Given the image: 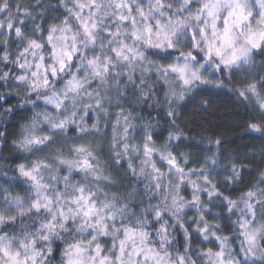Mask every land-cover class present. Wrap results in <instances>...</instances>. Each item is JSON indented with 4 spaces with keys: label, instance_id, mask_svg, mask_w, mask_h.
I'll return each instance as SVG.
<instances>
[{
    "label": "clouds",
    "instance_id": "9594fccd",
    "mask_svg": "<svg viewBox=\"0 0 264 264\" xmlns=\"http://www.w3.org/2000/svg\"><path fill=\"white\" fill-rule=\"evenodd\" d=\"M129 2L134 8L142 6L147 11V2ZM201 2L165 0L164 15L157 12L145 19L135 12L136 23L133 25L131 19L121 22L115 17L109 2L97 0L100 9L96 15L99 18L95 20L93 38L89 39L81 28V16L78 19L74 15L80 12L76 0H60V6L68 12L67 17L60 19V25L67 29L70 40L64 47L72 54L70 60L63 58V69L56 58L55 75L49 65L47 75L41 73L33 77L34 72L29 74L30 62L23 68L28 71L14 73L7 78L0 75V82H4L0 88V117L4 118V127L0 128V170L7 168L12 158L20 159L14 170L22 181V186L14 192L7 187L0 189V204L7 201L14 207L20 205L9 214L11 223L8 220L0 223V231L10 233L15 229L19 233L23 229L29 238L34 237L36 243H42L40 264H45V260L49 264H63L65 247L76 241H83L87 246L93 234L105 255L112 257L111 264H118L115 257L122 239L120 233L124 226L135 224L137 220L141 221L143 229L151 230L149 235L155 234L151 243L155 250L167 256V264H179V256L185 258V264H208L201 253L213 248L212 241L218 246L223 242L236 264H249L251 258L246 260L241 251L247 245L239 227L240 219L248 212L243 203V207L239 205L242 197L247 199V192H256L257 197L253 199L260 202L254 204L255 224H264V196L261 195L264 193V145L232 149L225 161L221 158L220 149L226 141L217 135L214 140L216 150L209 153L206 149L208 140L202 138L203 133H198L191 126L182 127L184 117L180 105L186 99L183 93L175 98L177 102L172 107L168 106L172 104V97H168V104H164L162 109L157 104V109L161 110L153 112V99L145 111L144 101L149 99L154 86L155 91L168 96L163 85L171 81L172 72L165 74L164 69L170 64L184 63V56L189 52L196 57L190 62L196 65L194 71L200 75L206 65L210 70H218L214 60L205 59L206 50L201 44L193 47L192 34L196 32L197 40H200L198 28L203 27L195 19ZM17 3L22 4L24 0H17ZM168 5H171L174 17L183 16L188 21L187 35L174 40L172 48L166 42L160 44L155 36L157 20L161 24L168 21ZM255 6L260 13L256 17L257 22L264 8L258 0H255ZM0 12L15 17L13 0H0ZM25 14H28L26 9ZM65 18L67 25H63ZM146 24L153 28L152 44L145 39H137L133 34L137 29L143 30ZM21 39L27 43L31 38L23 33ZM0 43H5V40H0ZM36 55L39 56V52ZM256 56L259 70L264 72V52H256ZM244 64L253 70L251 63ZM98 66L99 73L96 71ZM234 67L241 69L242 65ZM232 69L230 66L225 71L231 72ZM0 72L4 70L0 68ZM17 75L24 78L17 81L14 79ZM45 78L48 81L46 85L43 83ZM34 79L38 80L35 88L32 87ZM6 95H14L16 100L5 103ZM14 110L18 111L14 113ZM148 113H152V123L148 122ZM14 114L18 118L9 135L7 122ZM141 128L144 132H140ZM247 131L264 137V121L249 122ZM148 135L151 140L147 139ZM146 143L152 149L150 154L145 153ZM172 159L175 166L169 163ZM21 164L25 168L39 166L38 173L51 200L50 210L36 212L32 209L37 192L33 191L30 181L20 176L18 166ZM193 174L195 181L186 183L181 180V177ZM80 190L91 195L97 208L110 209L102 212L111 217L105 220L109 225L107 236L85 226L79 215L74 216L69 211L70 208L75 210L73 200L79 196ZM185 191L188 194H182ZM225 197L237 201V207L229 211ZM60 209L71 221L70 225L68 222L64 224L60 218ZM48 213L51 218L56 217L58 228L55 234L47 233L44 228L46 223L42 220ZM34 220L41 223L35 232L30 233L27 229ZM205 226L208 231L202 233L200 229ZM42 232L49 235L47 243H43ZM60 232L71 235L65 239ZM213 233L220 240H216ZM53 238L60 240L62 245L59 258L54 255ZM257 243L259 249L252 264H259L264 258V233Z\"/></svg>",
    "mask_w": 264,
    "mask_h": 264
},
{
    "label": "snow or ice",
    "instance_id": "6c2138e0",
    "mask_svg": "<svg viewBox=\"0 0 264 264\" xmlns=\"http://www.w3.org/2000/svg\"><path fill=\"white\" fill-rule=\"evenodd\" d=\"M260 6L264 8V0H258ZM148 8L140 6L133 8L132 3L129 0H109L110 7H114L117 10L126 9L129 15H124L123 12H118L117 18L121 21H127L131 19L133 25L136 23L135 16L131 14L133 11L138 13L141 17L148 19V17L155 15L157 12L162 16L165 14V0H147ZM76 7L81 11L74 13L79 19L83 9L95 8L96 12L90 14L89 17L81 21V28L89 39L93 38V30L96 28L94 17L100 9V5L97 0H76ZM246 4L242 0H202L200 7L196 10L195 19L203 24V27L198 28L200 40H197V33L192 34L193 47H199L201 41L204 42L207 48L205 59H211L213 55L220 59V64L225 68L238 65L240 61L244 63H251L254 59L253 54L256 52H264V13H262L257 20L258 27L253 29L251 27L252 12L246 11ZM171 5L167 6L168 21L165 24H161L157 20L158 30L155 32V36L160 44L167 43L169 48L174 47V40H178L181 35H187L188 21L183 16L174 17L170 11ZM222 9L227 10V15L222 17ZM19 10V8H18ZM68 11H72L68 9ZM223 18V27L220 28L217 21ZM92 20L91 27L86 22ZM245 22L248 23V27L245 28ZM68 20L65 18L63 25H67ZM4 26L0 24V28ZM8 33L11 35L13 32L17 38L23 37L21 28L14 27L11 23L8 24ZM211 29V35L209 36L208 30ZM57 26L52 25L49 29L48 41L51 42L53 34L57 32ZM61 37L58 39H67L65 33L67 29L60 27ZM137 39H145L149 44H152L153 40V28L151 24H146L143 30L137 29L133 33ZM242 41V42H241ZM7 41L5 40V44ZM159 46V44L157 45ZM55 45L53 48L55 49ZM41 48L40 43L34 39L27 41L26 46L18 54L16 61H14L19 68L23 69L25 64L20 63L19 57L25 56L30 50L33 56H36L38 49ZM229 49L231 53H228ZM57 58V62L60 68L64 67V57L71 59V52L64 51L62 56L57 51L54 53ZM196 57L192 52H189L184 56V63L170 64L164 69V73L169 71L178 74V78L183 82L185 86L190 85L193 81H199L200 83H208L202 76L194 71L193 64L190 61H194ZM0 60L4 63L9 62V54L5 51L0 55ZM41 64L38 67H43V56H40ZM220 65H217L219 70ZM55 68H52V73L55 75ZM99 73V66L96 69ZM3 76L10 77V71H4ZM33 77H37V73H32ZM22 76H15V80L23 79ZM6 82V81H5ZM43 83H48L47 78ZM38 86V80L34 79L32 87ZM247 92L256 94V85L250 84L247 88ZM240 95L245 97V92L241 91ZM53 102H55L53 100ZM59 106V105H57ZM260 107L264 109V103L260 104ZM255 127V125H253ZM147 139L151 140L152 137L148 135ZM145 153L150 154L152 149L146 143L144 145ZM170 164L175 166V160L169 161ZM20 176L26 178L31 182L32 186L36 189L37 198L32 201L31 207L36 212H39L42 208L49 209L51 203L50 198L41 191V189L47 186L40 182L38 178L39 166L32 168H25L24 165L18 166ZM7 191V190H5ZM264 196V193H261ZM247 199L241 198L240 203H243L247 209L248 215L244 216L239 221V227L244 237V242L247 247L242 248L241 251L246 260H249V264H252L256 260V253L259 249L257 243L261 233H264V224H255V207L254 204H258L259 199H253L257 197V193L249 191L245 194ZM44 203H41V201ZM229 205V211L237 207V201L230 200L225 197ZM7 202V201H6ZM22 203V202H21ZM73 203L76 205L75 210L71 208L70 212L73 215H79L85 226H90L94 231L98 230L102 236H107L109 232V225L105 223L106 219H110V216L102 214V212L110 211L109 208L104 210L97 208L96 204L92 202L91 195L86 194L83 190H80L79 196L74 198ZM13 206L12 204H9ZM17 204L15 207H19ZM159 216V213H157ZM9 214H0V223H4L8 220ZM60 218L67 224L68 217L65 215L63 209H60ZM11 223V220H8ZM63 227V225H60ZM44 228L49 234H55L58 228L56 223V217L53 216L51 220L44 225ZM161 231H165L163 226ZM202 233H207V227L200 229ZM216 240H220V237L213 233ZM166 238V237H165ZM208 237L205 236V239ZM42 240L48 242L49 235L43 234ZM97 236L93 234L91 240L88 241L87 246H84L83 241H76L68 244L63 252V264H111L112 257L105 255L103 248L99 243H96ZM148 233L141 226V221L137 220L135 224H130L123 227V238L119 240V251L116 254V260L118 264H167L168 258L162 255L159 251L150 247L147 243ZM115 247V245H113ZM51 249L49 248V252ZM206 259L208 264H236V260L233 258L231 252L226 251L225 245L221 242L218 248H208L201 253ZM43 256V250L37 247L35 238H29V234L25 233L22 237L17 236L15 233H7L0 231V264H40V258ZM125 257H128L125 260ZM46 262V260H45ZM179 264H185V258L179 256ZM259 264H264V258H262Z\"/></svg>",
    "mask_w": 264,
    "mask_h": 264
},
{
    "label": "trees",
    "instance_id": "16d2710c",
    "mask_svg": "<svg viewBox=\"0 0 264 264\" xmlns=\"http://www.w3.org/2000/svg\"><path fill=\"white\" fill-rule=\"evenodd\" d=\"M109 2V0H106ZM141 3H146L147 0H140ZM13 8L16 10V16L10 17L6 12H0V24L4 27L0 28V40H6L7 43H0V55L3 52L9 54V62L4 63L0 60V68L4 71H10V77L13 74H20L21 72L28 71V69H21L14 62L16 61L18 54L26 46L25 40L17 38L14 32L9 35L8 33V24L11 23L14 27L21 28L25 36L36 40L42 45L38 50L39 56H33L31 51L25 54V56L19 57V61L22 64L31 63V67L37 66L40 56H43V74L47 75L49 71V65L56 67L54 63V50L53 44L57 39V35H60L59 31L60 19L62 17H67L68 12L60 6V0H24V3L18 4L17 0H13ZM19 8V10H18ZM134 8V7H133ZM25 9L27 15L25 14ZM135 9V8H134ZM79 11H81L79 9ZM110 11L117 16L118 12H123L124 15H129L126 9L117 10L114 7H110ZM96 12L95 8H85L81 13V21H84L85 18L89 17L91 13ZM135 11L131 14L134 15ZM99 17L96 15L94 20H97ZM121 21V20H120ZM89 26L93 23L92 20L86 21ZM123 22V21H121ZM81 23V22H80ZM57 26V32L53 34V39L51 42L48 41V34L50 26ZM37 26L39 31L37 30ZM94 31V30H93ZM68 41L66 39V44L70 43L67 32L65 33ZM64 50H67L63 47ZM254 59L251 62V67L253 70H249V65H242L241 69H232L231 72L225 71L224 66H220L219 70H209L207 69L204 73V80L206 81H215L216 83H198L199 85H194L186 92H177L174 94V89L170 81L163 85L164 91L168 93L166 97L164 93L155 91V86L153 87V92L149 93V99L144 101L145 111L150 104V101L155 100L154 104H151L153 112L160 111L163 108L164 104H168V97H172V104L168 105L172 107L176 105V97L181 93L184 94L185 100L180 105L181 114L184 117V124L182 127L191 126L193 130L198 131V133H203L204 137L207 138L208 143L206 144V149L209 153H212L216 150V145L214 140L217 135H221L222 138L226 141L223 148L220 149L221 158L223 160L229 159L228 152L232 149L239 150L241 148H246V146L260 147L264 145V137H260L256 134L250 133L247 131V124L253 121H264V109L260 107L261 103H264V72L259 70L258 58L256 53L253 54ZM31 72V71H30ZM29 72V73H30ZM2 75V72H0ZM223 83H219V82ZM4 82H0V88L3 87ZM9 87L12 85V81L9 82ZM219 84V86H217ZM250 84L256 85V100H251L247 96V88ZM245 92V97L240 95V92ZM16 100L14 95H6L5 103H12ZM160 104L161 109H157L156 105ZM207 104V107H205ZM18 110H14L16 113ZM7 115V113H6ZM152 113H148V122L152 123L150 117ZM227 119H223V117ZM17 115H13L12 120L7 122L8 133L11 134L12 130L15 128V120ZM4 127V118L0 117V128ZM140 132H144V129L141 128ZM140 133H138L139 135ZM143 139V136L140 137ZM23 159V158H21ZM20 162V159L12 158L11 163L7 168L0 170V189L7 187L9 191H15L16 189L22 186V181L17 177L15 172V165ZM7 164L8 161H5ZM150 171V170H149ZM7 173V175H5ZM16 177V179H13ZM182 181L190 183L195 181V175H190L188 177H181ZM198 183V181H197ZM33 191L35 188L32 186ZM171 185H168L170 188ZM194 187V185H193ZM162 191L164 189H161ZM48 194V191H46ZM46 194V195H47ZM182 194H188L187 191ZM33 199H36L34 196ZM15 211L14 206H10L6 201L3 204H0V212L3 214H12ZM43 208L41 212H43ZM141 219H143L141 217ZM51 220V214H45L42 222L48 223ZM57 222V221H56ZM41 221L34 220L31 223V227L27 229L28 232H35V230L40 226ZM195 221H193V224ZM71 224V221H68V225ZM202 226V225H201ZM191 228V225H188ZM145 230V229H144ZM148 233L147 243L150 247H153L151 240L155 239V234L152 233L149 235L151 230H145ZM25 230L21 229L19 233H16V230L13 229L10 233H15L17 236H23ZM43 235V232L41 233ZM60 235L68 238L71 233L65 234L60 232ZM120 236L123 238V231L120 233ZM34 238V237H33ZM47 243V242H43ZM157 241V245H158ZM53 244L56 251L54 255L59 258L60 249L62 247L60 240L53 238ZM38 248H42V243H37ZM213 249L218 248V245L215 244V241H212ZM237 251L239 248L237 247ZM227 251V250H226ZM193 258L196 259L195 254L193 253ZM51 259V258H50ZM202 259L207 260L205 257ZM45 264H49V261H46ZM258 264V262H257Z\"/></svg>",
    "mask_w": 264,
    "mask_h": 264
},
{
    "label": "rangeland",
    "instance_id": "374dc122",
    "mask_svg": "<svg viewBox=\"0 0 264 264\" xmlns=\"http://www.w3.org/2000/svg\"><path fill=\"white\" fill-rule=\"evenodd\" d=\"M242 2L245 3L246 6H247V7H246V11H251V12H252V17H251V27H252L253 29H256V28L258 27L257 22H256V17H258L260 13H259V8L255 6V0H242ZM127 15H128V14H127ZM224 15H227V10L222 9V17H223ZM116 17H117V16H116ZM135 19H136V16H135ZM127 21H128V20H127ZM123 22H124V21H123ZM131 22H132V21H131ZM217 23H218L219 27L222 28V27H223V18H221L220 20H218ZM244 27H245V28L248 27V23H247V22H245ZM208 32H209V36H210V35H211V29H209ZM61 35H62V34L57 35V37L55 38V39H57V41H55L54 43H52V45L55 44V46H56L55 49L53 48L54 53L58 51V52L61 54V56H62L63 52L66 51V50L63 49V47H64V45H66L67 42H66V39H58V37H61ZM65 35H66V34H65ZM67 41H68V38H67ZM241 42H242V41H241ZM201 47H204L205 50L207 51V48L205 47L203 41H201ZM230 53H231V50L229 49V51H228V53H226V55H228V54H230ZM53 59H54V60L56 59V56H55V55H54V58H53ZM211 59L214 60V61L216 62V65L224 66V65L220 64V59H219L218 57H216L215 55H213ZM54 60H53V61H54ZM42 63H43V62H42ZM39 64H41V60H39L37 66L31 67V72H36V73H37V76H39V75H40L41 73H43V71H44V69H43L44 66H43V67H38ZM180 64H182V63H180ZM239 64H240V65H244V62H243V61H240ZM56 65H57V64H56ZM195 67H196V65L193 64V69H194ZM207 69L210 70V66H209V65H206V66H205V69L201 72V76H202L203 79H204V73H205V71H206ZM233 69H235L234 66H233ZM211 70L214 71L215 69H211ZM211 70H210V71H211ZM31 72H30L29 74H31ZM170 83H171V85H172V89H174V94H176L177 92H186V91L189 90L191 87H193L194 85H197V84L200 83V82H199V81H193L190 85L185 86V85L183 84V82L178 78V74H176V73H172V79H171ZM176 91H177V92H176ZM247 96H248V98L251 99V100H256V99H255V98H256V94L253 95L252 93L247 92ZM37 175H38V178L40 179V182H41L42 184H44V180H43V178L41 177V175H40L39 173H38ZM170 188H171V187H170ZM34 190H35V192H36V189H34ZM41 191L44 192L45 194H47V193H46V191H47L46 188L41 189ZM239 206H240V207H243V204L241 203Z\"/></svg>",
    "mask_w": 264,
    "mask_h": 264
}]
</instances>
